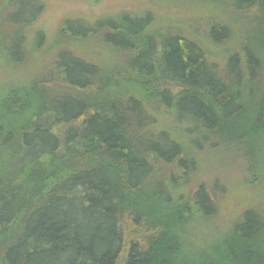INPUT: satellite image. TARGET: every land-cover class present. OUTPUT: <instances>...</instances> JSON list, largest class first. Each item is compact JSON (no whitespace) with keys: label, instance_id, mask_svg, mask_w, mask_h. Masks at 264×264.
Segmentation results:
<instances>
[{"label":"trees","instance_id":"16d2710c","mask_svg":"<svg viewBox=\"0 0 264 264\" xmlns=\"http://www.w3.org/2000/svg\"><path fill=\"white\" fill-rule=\"evenodd\" d=\"M187 1L0 0V264H264V0Z\"/></svg>","mask_w":264,"mask_h":264},{"label":"rangeland","instance_id":"374dc122","mask_svg":"<svg viewBox=\"0 0 264 264\" xmlns=\"http://www.w3.org/2000/svg\"><path fill=\"white\" fill-rule=\"evenodd\" d=\"M46 8L40 20L35 24V30L43 27L53 31L65 19L73 16H87L89 18L104 16L113 11L125 10L130 13L142 14L147 10L154 11L155 17L164 22L177 21L192 24L198 20L196 11L187 0H43ZM200 4H197V8ZM169 23V22H168ZM196 26V25H195ZM207 31L206 25H200V31ZM51 33V34H52ZM54 34V33H53ZM52 34V35H53ZM253 191V190H252ZM255 191V190H254Z\"/></svg>","mask_w":264,"mask_h":264}]
</instances>
